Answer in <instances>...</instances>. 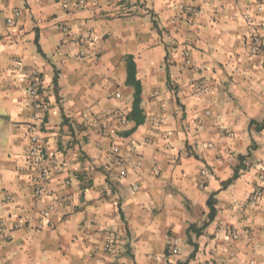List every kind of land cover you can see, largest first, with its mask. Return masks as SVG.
<instances>
[{
    "label": "crops",
    "instance_id": "obj_1",
    "mask_svg": "<svg viewBox=\"0 0 264 264\" xmlns=\"http://www.w3.org/2000/svg\"><path fill=\"white\" fill-rule=\"evenodd\" d=\"M263 170L264 0H0V264H264Z\"/></svg>",
    "mask_w": 264,
    "mask_h": 264
},
{
    "label": "built area",
    "instance_id": "obj_2",
    "mask_svg": "<svg viewBox=\"0 0 264 264\" xmlns=\"http://www.w3.org/2000/svg\"><path fill=\"white\" fill-rule=\"evenodd\" d=\"M191 11H194L191 9ZM20 15V11H15V16ZM246 20L248 22H253L252 17L250 15L245 16ZM14 21L13 17L8 18V22L12 23ZM64 30L67 31L68 27L65 26ZM262 46V39L261 36L254 31L252 34V51L254 53H257ZM186 55L188 56L189 53L186 51ZM37 81L39 82V76L36 74ZM36 81V82H37ZM35 83L33 86H38ZM194 87L196 91L203 92L206 90V87L201 84L200 82H194ZM120 96V94H117ZM36 99L33 102V106L40 110L44 107V103L38 99V95H36ZM38 118L42 119V117L37 116ZM37 126H31L29 128V137H30V148L28 153V160L29 164L38 169V174H36L33 177V185H34V193L37 197L42 196L45 190V184L50 179L53 171H54V165L61 166V158L59 156L55 155H49L44 147V139L41 136L40 132L36 128ZM49 163V164H47ZM202 174L205 176L207 174L206 170L202 171ZM260 180L262 181V184L260 187L256 190H254L251 195L248 197L247 202L245 203L248 206H255L258 202V200L264 195V170L262 174L260 175ZM67 184L71 183L70 179L66 180ZM45 216H49V211L45 212ZM114 245L113 238H109L106 242L105 248L106 250H110ZM2 264H8L7 262H2Z\"/></svg>",
    "mask_w": 264,
    "mask_h": 264
},
{
    "label": "trees",
    "instance_id": "obj_3",
    "mask_svg": "<svg viewBox=\"0 0 264 264\" xmlns=\"http://www.w3.org/2000/svg\"><path fill=\"white\" fill-rule=\"evenodd\" d=\"M127 62H128V80H127V83L130 85H133L135 87L133 109H132V112L129 114V117L136 120V122L139 124L140 122H142V119H140L142 117V109L140 107L141 106V100H142V97H141L142 86H141L140 81L136 78V66H135V62H134L133 57L128 56ZM253 122L254 121H252V123ZM237 177H238V173L236 171L234 176L230 180L227 181V184L231 183ZM213 203H214L213 200L210 199V201H209L210 214H209L208 219L204 221L203 225L199 228L195 225H192L189 228V230H192V231L200 234L201 230L203 228H205L210 223V221H212L214 219L215 214H216V209H215Z\"/></svg>",
    "mask_w": 264,
    "mask_h": 264
}]
</instances>
